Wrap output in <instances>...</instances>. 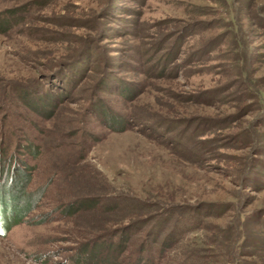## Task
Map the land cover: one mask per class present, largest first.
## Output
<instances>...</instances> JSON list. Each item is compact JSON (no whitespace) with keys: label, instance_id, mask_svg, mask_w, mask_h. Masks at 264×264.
I'll list each match as a JSON object with an SVG mask.
<instances>
[{"label":"rangeland","instance_id":"1","mask_svg":"<svg viewBox=\"0 0 264 264\" xmlns=\"http://www.w3.org/2000/svg\"><path fill=\"white\" fill-rule=\"evenodd\" d=\"M4 197L0 264H264V0H0Z\"/></svg>","mask_w":264,"mask_h":264},{"label":"trees","instance_id":"2","mask_svg":"<svg viewBox=\"0 0 264 264\" xmlns=\"http://www.w3.org/2000/svg\"><path fill=\"white\" fill-rule=\"evenodd\" d=\"M29 182V180L28 179H26L24 182H22L21 183V185H20V188H21V192H19V195L22 197V199L24 200V199H28V198H30L31 196H32V194H28L26 191H25V189H24V187H25V185L27 184ZM22 186V187H21ZM6 197L7 198H11L10 197V193H8L7 195H6ZM32 198V197H31ZM6 198L4 197V198H0V214L1 213H3L2 211L4 210L5 211V208H4V206H5V202H2L1 203V201H4ZM12 199V198H11ZM13 200V199H12ZM12 205H13V203L11 202V207H12ZM7 207V206H6ZM9 208V207H8ZM8 208H6V209H8ZM13 208V207H12ZM10 210V209H9ZM25 211V209L24 210H22V212L20 211H18V214H16V216L13 218V220H12V222L13 223H15V222H17L18 220H17V217H19V219H21V218H23L24 216H23V212ZM8 214L7 212H4V214ZM11 218H12V216H10L9 218H8V220H5L4 222H2L3 224H1L0 223V230H5V231H8L9 230V227H8V224L10 223V220H11ZM11 224V223H10Z\"/></svg>","mask_w":264,"mask_h":264}]
</instances>
